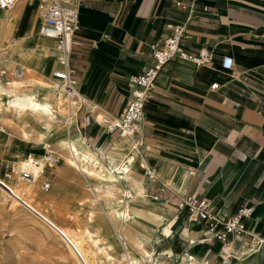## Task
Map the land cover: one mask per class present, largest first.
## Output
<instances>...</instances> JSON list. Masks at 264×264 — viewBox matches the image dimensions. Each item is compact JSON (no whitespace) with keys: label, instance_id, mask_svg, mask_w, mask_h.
I'll return each instance as SVG.
<instances>
[{"label":"crops","instance_id":"crops-1","mask_svg":"<svg viewBox=\"0 0 264 264\" xmlns=\"http://www.w3.org/2000/svg\"><path fill=\"white\" fill-rule=\"evenodd\" d=\"M37 2L21 0L0 9V50L5 49L1 33L6 49L15 37L27 39L34 33L40 37L28 47L34 48L31 53L21 49L29 52L22 58L17 55L14 62L0 58L6 71L17 66L24 76L27 68L17 61L30 62L35 54L54 55L47 68L50 76L57 67L54 39L38 33ZM70 4L78 13L76 43L69 57L78 96L74 113L68 109L56 124L62 140L52 143L64 157L55 174L60 181L56 187L70 179L68 169L75 168L91 191L102 195V202L97 200L103 211L119 201V209L128 211L115 234L143 257L144 264H205V260L264 264V0H71ZM167 23L182 24L183 47L208 49L209 62L199 67L166 62L143 104L136 131L131 136L109 132L102 119L120 113L129 97L128 77L151 63L150 49L162 43ZM225 57L231 61L228 68L222 66ZM12 80L17 79L8 72L0 78ZM211 83L216 86L210 88ZM23 138L32 151L18 159L16 168L28 171L22 168L23 161L33 160L35 151L49 152L50 143L37 135L35 141L29 135ZM44 166L41 162L37 166V177ZM189 194L205 198L212 209L226 214L242 203L252 205L244 223L245 237L218 238V225L206 227L178 211V199ZM51 196L37 198L45 201ZM252 235L254 243L247 250Z\"/></svg>","mask_w":264,"mask_h":264},{"label":"rangeland","instance_id":"rangeland-1","mask_svg":"<svg viewBox=\"0 0 264 264\" xmlns=\"http://www.w3.org/2000/svg\"><path fill=\"white\" fill-rule=\"evenodd\" d=\"M1 36L2 48L5 49L0 50V58L2 60L9 58L13 62L16 61L17 55L22 58L27 53H31L34 48L29 50L28 47H32L34 42L40 39L37 33L27 39H17L14 36L13 45L6 49L5 34L1 33ZM23 48H27L29 52L21 51ZM53 58L54 55L44 57V55L35 54L30 62L17 61L27 68V72L21 79L12 81L23 80L29 91L37 90V85L43 82L54 85L49 72L51 68L47 70ZM39 69L43 71V74ZM61 95V111L64 118L65 114H68V109L74 113L75 107L73 105L68 107L64 94L61 93ZM0 124L5 130L0 132V179L9 187L16 186L28 191L31 189L30 195H25L23 198L35 209V211L31 210L25 203L14 197L7 187L0 184V264H86L68 238L61 234L63 232L73 234L84 253H88L86 256L89 264H116V262L125 264L122 255L123 243L117 242V237L109 225L108 216L112 222L114 221L110 213L103 211L98 204L99 201L102 202L101 194L92 192L87 180L75 168L68 169V175L71 178L61 183L59 188L56 187L60 181L55 174L62 167L64 160L61 155L62 150L52 143L60 138V135L56 134L58 126L52 128L51 137L43 139L37 126L29 123L26 117L19 116L11 108L6 107L0 108ZM62 124L65 125V120ZM23 134L25 137L29 135L33 138L31 141H35L37 135L41 142L50 143L48 149L58 157L55 164L45 163L43 173L31 183L21 181L18 177L20 170L16 168L18 159L27 151H32V145L29 140L23 138ZM34 148L37 150L39 146ZM45 152L47 151H35L31 157L39 162V157ZM65 153L68 154L67 150ZM5 173H9L10 176L5 177ZM43 181L49 183V187L45 190L40 187ZM89 182L93 184L92 180ZM48 194L52 195L48 200L42 201L37 198V195ZM86 230L91 232V236L85 232ZM103 235H107L105 240ZM111 238L116 240L117 247L107 245ZM93 239H99V241L95 242ZM140 250L146 251L142 247Z\"/></svg>","mask_w":264,"mask_h":264},{"label":"built area","instance_id":"built-area-1","mask_svg":"<svg viewBox=\"0 0 264 264\" xmlns=\"http://www.w3.org/2000/svg\"><path fill=\"white\" fill-rule=\"evenodd\" d=\"M17 1L21 0H0V9L6 10ZM70 1L38 0L36 6V16L40 20L39 35L54 39L57 67L51 71V77L54 80V86L63 91L68 107L75 105L78 96L76 82L70 77L69 68L71 46L76 43L73 34L77 26L78 13ZM177 4L181 7L184 6L181 3ZM166 28L168 33L162 43L152 46L150 49L151 63L140 72L128 77L129 97L120 113L102 119L109 132H117L121 136H131L136 131L137 122L142 117L143 104L151 96L155 79L166 62L178 61L193 67H199L209 62L210 53L208 49L200 47L196 51H189L183 47L181 43L182 24L167 23ZM230 64V58L225 57L222 60L223 67L228 68ZM7 72L13 79H19L23 76L22 69L15 66L9 71L0 68V78ZM215 86L216 83H211L209 87L214 88ZM230 104L235 105L234 102ZM87 121L88 117L85 116L84 122ZM3 131L4 126L0 124V132ZM38 160L41 163L51 165L55 164L58 158L49 151L45 152ZM4 176L8 178L10 174L5 173ZM18 177L25 183H31L34 180L33 175L25 170L20 171ZM40 187L45 190L49 187V183L43 181ZM176 209L191 217L198 218L206 227L218 225L220 231L216 236L221 239L228 237L231 241L241 240L245 237L244 223L251 214L252 205L242 203L233 213L226 214L212 209L205 198L189 194L178 199ZM252 239L253 235L250 240L252 241ZM253 243L252 241L251 244H247V250L251 249ZM204 263L206 264L207 261L205 260Z\"/></svg>","mask_w":264,"mask_h":264},{"label":"bare ground","instance_id":"bare-ground-1","mask_svg":"<svg viewBox=\"0 0 264 264\" xmlns=\"http://www.w3.org/2000/svg\"><path fill=\"white\" fill-rule=\"evenodd\" d=\"M49 55H51V54L50 53L46 54V57H48ZM0 68L4 69L3 67H0ZM26 86L27 85L24 84L23 80L12 81V82H7V83H3L0 81V108L1 107L11 108L17 115H19V116L21 115V116L26 117L27 120L29 121V123H31L34 126H37V128L39 129L40 136L43 139L49 138L53 135L52 128L57 127L58 125H56V124L63 118V113H62L61 107H60L61 96H62L61 93H63V91L59 88H56L54 85H50L46 82H43V83H40V85H37V90H35V91L27 90ZM38 95L41 97H39ZM60 140H62V138H59L58 141H60ZM64 141H65V139L63 140V142ZM39 163L40 162L35 161V160L26 159L22 163V168L27 169L33 175V178H36L37 177V166L39 165ZM120 182H122V181H120ZM0 184L7 187V189L13 194L14 197H16L21 202L25 203V205H27L31 210L35 211V209L29 203H27V201H25L23 198L25 195H28L30 193L31 189L28 191L25 188H20V187H16V186L9 187L8 185H6L4 183V181L2 179H0ZM96 191L99 192V190L97 188H96ZM109 193H111V192H109ZM101 197H102V195H101ZM110 205H111V207L108 208L107 211L110 213L114 222H112L110 220L108 215L107 216H108V219L111 223V229H112L113 233L115 234L116 230L119 229L121 220H123V219L126 220L128 210L126 211L125 209H119V206L121 205L119 203V201L111 203ZM105 206H107V205H105ZM35 213L38 214V212H35ZM41 217L44 220H46L43 216H41ZM47 222L49 224H51L49 221H47ZM51 225L54 228H56L53 224H51ZM85 232L89 236H91V232L89 230H86ZM61 234L68 238V240L71 242V244L75 247L74 249H76V251H78L82 255L85 263L89 264L88 257L86 256L88 253L87 254L84 253L79 242H77L74 239L73 234H71L70 232H68V233L63 232ZM107 235H103L104 240L106 239ZM115 236L117 237V242H119L120 241V239H119L120 235L115 234ZM93 241L98 242L99 239H95V240L93 239ZM117 242L115 239L111 238V241L108 242L107 245L110 247H113V246L117 247ZM122 249H123L122 255H123V258L125 260V264H144L143 257L139 254L137 255L130 245L123 243ZM116 264H117V262H116Z\"/></svg>","mask_w":264,"mask_h":264}]
</instances>
